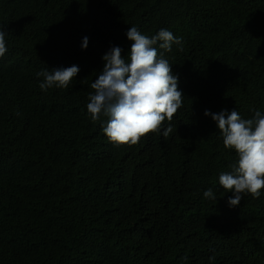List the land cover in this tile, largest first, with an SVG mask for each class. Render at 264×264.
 Instances as JSON below:
<instances>
[{
	"label": "trees",
	"instance_id": "trees-1",
	"mask_svg": "<svg viewBox=\"0 0 264 264\" xmlns=\"http://www.w3.org/2000/svg\"><path fill=\"white\" fill-rule=\"evenodd\" d=\"M131 26L182 37L164 55L184 97L159 134L114 144L86 105ZM0 28V264H264V188L228 205L238 156L204 115L264 114V0H0Z\"/></svg>",
	"mask_w": 264,
	"mask_h": 264
},
{
	"label": "clouds",
	"instance_id": "clouds-1",
	"mask_svg": "<svg viewBox=\"0 0 264 264\" xmlns=\"http://www.w3.org/2000/svg\"><path fill=\"white\" fill-rule=\"evenodd\" d=\"M6 35L5 28H0V57L7 52ZM126 36L132 42L127 59L122 57L123 50L118 46L103 55V71L91 84L94 94H89L86 105L93 121L101 114L108 117L102 131L114 144H136L149 133L159 134L164 121H171L181 108L184 97L178 90V76L173 74L164 55L172 51L173 45L182 50V37L167 29L148 37L136 26L129 27ZM87 46L88 38L84 37L82 49ZM78 72V66L73 65L41 70L36 75L43 77L39 87L46 91L53 86L67 88ZM204 115L216 123L225 148L234 150L238 156L231 165L232 171L219 175L222 188L233 193L228 205L239 206L244 193L259 198L264 188V114L256 111L251 119H242L236 109L231 112L225 109L219 113L205 110ZM173 130L169 124L162 134L166 138ZM204 197L215 199V194L209 188ZM209 259L214 261L215 256Z\"/></svg>",
	"mask_w": 264,
	"mask_h": 264
}]
</instances>
